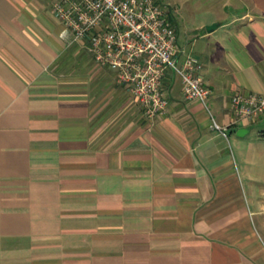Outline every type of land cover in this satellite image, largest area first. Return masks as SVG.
<instances>
[{
	"label": "crops",
	"instance_id": "crops-1",
	"mask_svg": "<svg viewBox=\"0 0 264 264\" xmlns=\"http://www.w3.org/2000/svg\"><path fill=\"white\" fill-rule=\"evenodd\" d=\"M52 1L0 0V264H264V116L230 106L264 93V0H161L211 94L169 74L153 121Z\"/></svg>",
	"mask_w": 264,
	"mask_h": 264
},
{
	"label": "built area",
	"instance_id": "built-area-1",
	"mask_svg": "<svg viewBox=\"0 0 264 264\" xmlns=\"http://www.w3.org/2000/svg\"><path fill=\"white\" fill-rule=\"evenodd\" d=\"M51 9L60 36L85 45L99 67L113 71L148 121L169 109L163 84L169 74L179 77L186 99L207 108L211 91L198 73L199 60L177 41L170 6L159 0H53ZM230 106L233 124L256 121L264 116V93H235ZM211 127L226 134L213 117Z\"/></svg>",
	"mask_w": 264,
	"mask_h": 264
},
{
	"label": "water",
	"instance_id": "water-1",
	"mask_svg": "<svg viewBox=\"0 0 264 264\" xmlns=\"http://www.w3.org/2000/svg\"><path fill=\"white\" fill-rule=\"evenodd\" d=\"M217 27H218V22H213V23L206 25V30L208 32H211L212 30H214ZM244 132H246V129H244V128L237 129V134H243Z\"/></svg>",
	"mask_w": 264,
	"mask_h": 264
},
{
	"label": "rangeland",
	"instance_id": "rangeland-1",
	"mask_svg": "<svg viewBox=\"0 0 264 264\" xmlns=\"http://www.w3.org/2000/svg\"><path fill=\"white\" fill-rule=\"evenodd\" d=\"M159 1H161V0H159ZM190 3H193V1H190ZM164 4H165V3H164ZM186 4H187V3H185V5L180 4V7H181V6H184V8H185ZM187 5H188V4H187ZM186 13H188V12H185V14H186Z\"/></svg>",
	"mask_w": 264,
	"mask_h": 264
}]
</instances>
